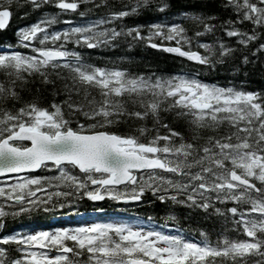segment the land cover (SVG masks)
<instances>
[{"label": "snow or ice", "instance_id": "6c2138e0", "mask_svg": "<svg viewBox=\"0 0 264 264\" xmlns=\"http://www.w3.org/2000/svg\"><path fill=\"white\" fill-rule=\"evenodd\" d=\"M105 2L0 0V30L13 6L27 3L36 10L51 3L57 10L16 30V45L30 49L29 53L0 52V72L6 78L0 81V174L37 169L54 174L16 177L15 182L0 185V197L11 202L13 214H19L46 205L53 197L59 208L64 199L71 203L81 195L91 201L104 196L138 201L147 191L161 202L211 209L236 235L220 234L213 241L201 231L200 241L193 242L127 223H93L2 235L0 264H264V93L219 87L183 75L154 77L98 67L63 46L70 42L91 49L124 36L205 66L223 63L235 53L223 40L197 41L205 52L201 55L176 23H153L146 34L141 33V25L99 27L134 13L144 0L122 5L123 10L109 11L106 19L94 23L48 30L58 22L57 14L79 11L80 3L95 8ZM164 7L161 3L160 9ZM225 7L235 17L222 21L224 35L247 48L256 40L255 29L264 30V0H227ZM191 19L202 29L194 36L217 27L207 22L211 17ZM242 21L254 30L235 26ZM153 37L174 40L176 46L158 45L151 42ZM258 49L264 51V43ZM256 52L253 48L251 54ZM248 62V56L241 54L239 63ZM30 81L50 86L53 99L46 105L24 99L21 92ZM56 96L62 99L57 102ZM161 113L183 117L184 130L170 128ZM149 118L152 127L141 124L134 129L137 135L109 130L121 122ZM161 127L166 130L163 135ZM217 203L232 206L220 208ZM6 215L0 207V217ZM10 245L15 248L6 247ZM53 248L57 254L49 256L47 251ZM9 251L20 255L12 258ZM82 254H86L83 262Z\"/></svg>", "mask_w": 264, "mask_h": 264}, {"label": "trees", "instance_id": "16d2710c", "mask_svg": "<svg viewBox=\"0 0 264 264\" xmlns=\"http://www.w3.org/2000/svg\"><path fill=\"white\" fill-rule=\"evenodd\" d=\"M98 3L99 0H94ZM227 0H144L142 6L134 13H130L122 20L117 19L111 23L100 25L99 27H132L141 25V33L148 32V25L158 24H179L184 30L185 35L192 40V49H197L201 55L205 52L197 47V41L213 43L217 40H223L228 46L236 49L235 53L224 59L223 63H214L210 65H201L199 63H190L182 58L168 54L161 49L152 48L148 43L143 41H132L124 36L119 37L110 45L101 44L99 47L86 48L81 45H73L70 42L64 43V47L70 51L80 53L81 58L86 63H91L98 67L119 68L127 70L129 73L139 75L152 74L155 76H175L183 75L197 79L201 82L214 84L219 87H234L244 91H255L264 93V51L258 49L260 43H264V30L256 28V40L251 41L247 48H243L235 43L236 38H230L224 35L221 24L224 20L233 19L235 13L230 8H226ZM133 0H106L105 6L93 7L92 4H78L79 11H69L63 15H58V22L50 25L48 30L59 31L67 27L94 23L100 18H107L109 11L123 10L122 5H131ZM165 7L161 10L160 4ZM79 12H84L81 17ZM57 10L51 6V3L42 6L40 9L33 10L27 3H22L19 8L13 6L12 14L6 24V27L0 30V47L3 51L15 50L22 53H29L30 49L16 45V30L25 25H29L45 15L56 14ZM193 15H201L211 17L207 22L217 27L212 32L203 33L200 36H194L196 31H202L197 22L193 21ZM187 17V18H186ZM67 21L68 23H65ZM236 27L241 31L251 32L254 29L248 22H241ZM154 43H175V41L161 40L153 37ZM47 43V42H46ZM131 44V46H129ZM114 45V46H113ZM181 46L187 49V45L181 41ZM257 48L256 55L251 54L252 49ZM248 56L247 64L239 63L240 55ZM6 78L0 72V81ZM50 86H43L32 81L26 85L25 90L21 92V96L28 99H37L42 105H46L53 97L49 93ZM39 88V91H37ZM59 102L62 97L56 96ZM11 106V105H9ZM18 106V105H17ZM163 122L167 123L170 128L177 131H183L185 120L183 117H176L172 113H161ZM143 124V126L151 128L152 120L140 122L129 120L112 126L109 130L120 134L137 135L135 128ZM74 126V125H73ZM161 135L166 130L159 128ZM144 139V137H140ZM44 171V169H43ZM49 171V170H48ZM57 198L53 197L52 201L46 205H41L32 210L19 214H13V207L4 206V210L8 213L5 217H0V234L8 232L19 222L28 220L37 225L47 222L49 217L56 212L62 210L63 207L57 209L54 204ZM67 199H64L65 202ZM78 210H100L93 216L100 220H109L112 214L122 213L125 215L126 223L129 224L135 219L141 220L144 224H152L154 228L164 230L167 226H176L187 238L201 239L200 233L203 231L210 240H216L218 235L225 234L228 236L236 235L232 232L231 226L225 223L224 217H218L211 209L207 212L194 208H188L180 204H174L169 200L161 202L151 192H145L141 195L138 202L121 203L111 200L107 196L97 201H91L87 197L78 196L75 199ZM6 202L0 201V206ZM216 207L226 208L232 206L230 203H217ZM55 207V208H54ZM9 208V209H8ZM173 217L174 219H169ZM27 222V221H26ZM14 249L15 245L6 246ZM20 255L19 252L9 251V256L15 258ZM86 254H82L79 258L84 261Z\"/></svg>", "mask_w": 264, "mask_h": 264}, {"label": "rangeland", "instance_id": "374dc122", "mask_svg": "<svg viewBox=\"0 0 264 264\" xmlns=\"http://www.w3.org/2000/svg\"><path fill=\"white\" fill-rule=\"evenodd\" d=\"M1 48V47H0ZM54 172H50L48 171V169H42V172L40 173H34V174H28V175H40V176H48V175H53ZM16 177L18 176H14V177H6V178H2L0 179V185H3V184H10V183H13L15 182V179ZM23 177V176H22ZM95 186H89L90 189L94 188ZM37 195H40L41 196V199H45V197L40 194V193H37ZM2 202H6V204H10V202H8L5 198H3ZM66 202V203H65ZM65 202L62 201V204H63V209L60 210L58 214V217H57V221H58V225L56 226H51V224L53 223V220H50V223H48V225H45V226H42V227H35L33 224H28L29 222L27 220L23 221L24 223H22L24 225L23 228H21V231H18V232H13V233H20V234H30V233H34L36 231H50V230H53L55 228H75V227H78V226H82V225H90V224H93V223H113V222H120V223H123V219H120V216H117V214H113L110 219L108 220V222L104 221H98V219L96 220L95 219V216H92L93 213H94V210L93 209H90L87 214H85L86 216L84 217L83 216V212H79V211H76L75 208L77 207V203L76 201L74 200V202H68V200H66ZM9 206V205H8ZM25 207H27V205L25 204L24 205ZM1 207V206H0ZM10 208V206H9ZM55 208V207H54ZM61 207L57 208V209H60ZM12 210H15L16 209L13 207ZM73 210V211H72ZM77 212L76 213V217L77 219H82L80 222H77V223H72L70 221V217L67 216L69 215L71 212ZM27 221V222H26ZM50 226V227H49ZM130 226L132 227H140V228H143L145 230H153L155 229L153 225L150 224V226H144V223L141 221V220H136L134 221L133 223L130 224ZM153 231H156V230H153ZM161 232V231H159ZM12 233V234H13ZM176 233H179L180 236H182L184 239H187V237H185L184 235H182L181 231L179 229H177L176 227L174 226H168L167 229H166V232L163 233V234H166V235H175ZM200 239H197V240H193V242H199ZM34 250H38V251H43L41 249H34ZM47 254L49 256L51 255H55L57 254L56 251L52 252L51 250H48L47 251Z\"/></svg>", "mask_w": 264, "mask_h": 264}, {"label": "bare ground", "instance_id": "6f19581e", "mask_svg": "<svg viewBox=\"0 0 264 264\" xmlns=\"http://www.w3.org/2000/svg\"><path fill=\"white\" fill-rule=\"evenodd\" d=\"M41 173L42 172V169H37V170H35L34 172H32V173H13V174H7V175H1L0 174V179H2V178H6V177H14V176H18V177H22V176H24V175H28V174H34V173ZM3 198L4 197H0V201H2L3 200ZM8 202H10V201H8ZM69 202V201H68ZM66 203V202H65ZM10 204H11V202H10ZM10 204H5V205H3V206H1L3 209H4V206H7V207H9L8 205H10ZM9 209V208H8ZM11 209V208H10ZM73 211V210H72ZM96 213V212H95ZM115 214H117V213H115ZM83 215H85V214H83ZM118 215V214H117ZM77 215H73V213H72V216H70V221L72 222V223H77V222H80L81 220L80 219H77V217H76ZM53 220V219H52ZM83 221V220H82ZM22 223H24L23 221H21V222H19L16 226H14L11 230H8V232H5V233H3V234H0V236H2V235H10V234H12L13 232H18V231H21V228H23L24 227V225L22 224ZM48 225V224H47ZM56 225H58V221H56V220H53V223L51 224V226H56ZM50 227V226H49Z\"/></svg>", "mask_w": 264, "mask_h": 264}, {"label": "water", "instance_id": "95a60500", "mask_svg": "<svg viewBox=\"0 0 264 264\" xmlns=\"http://www.w3.org/2000/svg\"><path fill=\"white\" fill-rule=\"evenodd\" d=\"M170 54H172V53H170ZM173 55H176V54H173ZM176 56H178V55H176ZM182 58V57H181ZM186 59V58H185ZM2 175V174H1ZM3 175H7V174H3Z\"/></svg>", "mask_w": 264, "mask_h": 264}]
</instances>
